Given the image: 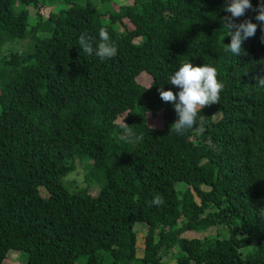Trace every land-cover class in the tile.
Instances as JSON below:
<instances>
[{"label": "trees", "instance_id": "obj_1", "mask_svg": "<svg viewBox=\"0 0 264 264\" xmlns=\"http://www.w3.org/2000/svg\"><path fill=\"white\" fill-rule=\"evenodd\" d=\"M113 1L52 0L45 16L50 0H0V264L10 250L27 253L22 264H166L171 254L177 264H264V88L254 79L264 76V0L236 21L257 24L239 56L221 27L230 0H122L117 12ZM102 27L118 49L106 60L95 55ZM15 41L28 46L5 52ZM188 59L214 66L224 87L177 134L159 90L178 93L168 81ZM159 111L163 128L150 127ZM78 163L93 189L63 181ZM156 196L164 203L149 206ZM137 223L147 225L140 257Z\"/></svg>", "mask_w": 264, "mask_h": 264}, {"label": "clouds", "instance_id": "obj_2", "mask_svg": "<svg viewBox=\"0 0 264 264\" xmlns=\"http://www.w3.org/2000/svg\"><path fill=\"white\" fill-rule=\"evenodd\" d=\"M251 0H230L223 6L226 13L221 17V27L225 36L231 37V41L225 44V51H230L233 55H247L243 48V41L255 35L257 24L251 19H245L237 23V19L245 15L246 10L252 9ZM257 15L255 19L264 24V2L256 6ZM100 42L95 48V55L101 60L113 58L117 55V46L112 43L110 35L106 28L99 30ZM78 44L84 53L92 55L94 52L91 37L82 33L79 37ZM256 84L264 88V76H255ZM168 83L179 89L178 93L171 89L164 90L160 88V97L164 102H170L174 105L177 113L176 119L171 126L177 134H183L187 129L194 127L198 121V114L205 106L219 104L220 93L223 90V83L217 79V69L207 63L194 65L190 59L181 60L178 70L169 78ZM128 130L126 129L125 132ZM121 139H128L122 136ZM164 203L163 197L156 196L149 202V206H160ZM260 215L264 216V207H261Z\"/></svg>", "mask_w": 264, "mask_h": 264}, {"label": "rangeland", "instance_id": "obj_3", "mask_svg": "<svg viewBox=\"0 0 264 264\" xmlns=\"http://www.w3.org/2000/svg\"><path fill=\"white\" fill-rule=\"evenodd\" d=\"M52 0H50V3L48 6H42L44 15L47 16L50 12H55L58 9V3H51ZM122 0H114L113 4L111 5L112 11L117 12L118 6H120ZM89 2V0H87ZM125 2V1H124ZM30 11L32 14H34V10L31 8ZM128 20V19H125ZM129 21V20H128ZM130 22V21H129ZM127 21H125V25H120L119 23L116 24L114 27L117 31L123 32L125 31L127 26H131ZM141 39L137 38L135 41L139 42ZM13 45H6L4 47V51L7 52L8 49H16V50H23L26 49L28 46V41L25 42H18L15 41L12 43ZM137 81L139 84L148 87L153 83V77L148 74L147 72H142L138 77ZM1 112V111H0ZM125 114L121 115L118 119L119 123H122L125 119ZM148 124L150 127L153 128H163L164 126V120H163V113L162 111L157 112L155 116H153L151 113L148 114ZM86 168L84 164L77 165L76 169L73 170L71 173H69L63 181L67 186L70 187L72 190H79V189H93V186H95L92 182L88 183L86 182ZM180 185V183H178ZM179 187V186H177ZM135 231L137 232V250H138V256H143L144 249H145V236L147 234V225L145 223H137L135 225ZM217 233V228L212 227L208 230H202V231H188L185 233V236L189 238H206L210 236H214ZM156 235L158 237L159 230H156ZM252 249V246L245 249L244 251H249ZM28 261V255L25 251L20 250H10L8 253V257L4 260V264H22L26 263ZM85 261V259H80L76 264H82ZM164 262L166 264H177L176 259L171 254L164 258Z\"/></svg>", "mask_w": 264, "mask_h": 264}]
</instances>
